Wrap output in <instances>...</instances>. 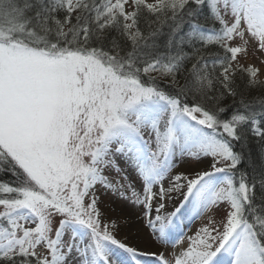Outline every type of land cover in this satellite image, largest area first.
Instances as JSON below:
<instances>
[{"label": "snow or ice", "instance_id": "1", "mask_svg": "<svg viewBox=\"0 0 264 264\" xmlns=\"http://www.w3.org/2000/svg\"><path fill=\"white\" fill-rule=\"evenodd\" d=\"M250 47L264 0H0V264H264Z\"/></svg>", "mask_w": 264, "mask_h": 264}, {"label": "rangeland", "instance_id": "2", "mask_svg": "<svg viewBox=\"0 0 264 264\" xmlns=\"http://www.w3.org/2000/svg\"><path fill=\"white\" fill-rule=\"evenodd\" d=\"M264 60V53H255L254 50L250 47L249 54L247 59L243 60L242 62L245 64L253 63L257 66L261 67L264 70V64H261L260 61ZM264 78V77H262ZM111 201L105 200L102 208L104 209L106 214H112L109 210V205ZM119 214V209H117V213ZM125 215L128 216V223L125 224L124 221H121V230L118 232V238H120L123 242L129 244L130 246L136 247L141 251L150 250V251H157V250H164L167 251L169 254V258L171 256V251L173 250V243H175V239L178 238V235H190L192 231L197 228L200 224L206 222L205 219H198L192 217L190 213H186L184 217L177 221L179 228L173 233L172 237L169 240V243L165 245L154 244L151 248H149L145 241L147 236L145 235L144 239H140L137 236L138 230L141 229V225L135 219V214L133 210H128ZM178 247H182V245H178ZM121 259L126 262V264H134L131 261V258L128 254L121 252ZM142 261L152 260L153 257H140Z\"/></svg>", "mask_w": 264, "mask_h": 264}, {"label": "trees", "instance_id": "3", "mask_svg": "<svg viewBox=\"0 0 264 264\" xmlns=\"http://www.w3.org/2000/svg\"><path fill=\"white\" fill-rule=\"evenodd\" d=\"M254 94H255V93H254ZM228 103H231V100H229ZM251 148H252V151H253V153H254V155H255L256 152L258 151L257 146H256L255 144H253V145L251 146ZM0 178H2V179H4V180H7V179H9L10 177H8L7 175H5V176L0 177Z\"/></svg>", "mask_w": 264, "mask_h": 264}]
</instances>
